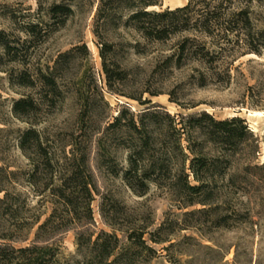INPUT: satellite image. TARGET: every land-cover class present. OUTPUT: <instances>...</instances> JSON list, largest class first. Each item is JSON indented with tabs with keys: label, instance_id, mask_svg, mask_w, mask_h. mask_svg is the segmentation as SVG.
<instances>
[{
	"label": "rangeland",
	"instance_id": "obj_1",
	"mask_svg": "<svg viewBox=\"0 0 264 264\" xmlns=\"http://www.w3.org/2000/svg\"><path fill=\"white\" fill-rule=\"evenodd\" d=\"M239 1L236 7L249 2L252 41L260 54L249 53L244 41L231 52L232 46L216 35L201 32L195 14L179 15L174 26L180 30L164 40L147 38L132 19L146 5H151L147 11L161 13L189 0H0V32L26 61L9 62L0 48V166L20 174L29 170L19 141L30 124L13 107L31 96L39 104L31 121L55 146L70 151L72 140L88 139L96 188L93 221L83 230L94 239L103 231L116 232L123 243L129 233L145 232L156 250L130 253L120 264H264V0ZM54 5L72 13L53 15ZM29 24L40 25V36L27 33ZM83 45L88 52L75 51L59 65L61 94L53 103L41 102L45 92L40 86L14 84L21 72L53 69L61 54ZM104 45L110 47L109 69L122 78L113 81V91L100 55ZM158 105L164 109L160 112L177 117L206 112L218 121H246L249 135L235 146L209 141L199 132L191 142L184 138L189 182L203 186L199 192L175 188L185 182L179 174L183 157L172 144L165 169L151 179L145 196L125 181L136 139L108 126L121 115L123 123L132 116L140 122L147 108ZM190 144L199 157L202 182L191 170ZM162 148L146 157L158 158ZM80 231L75 227L54 240L62 246L59 264H101L85 248L78 249Z\"/></svg>",
	"mask_w": 264,
	"mask_h": 264
},
{
	"label": "trees",
	"instance_id": "obj_2",
	"mask_svg": "<svg viewBox=\"0 0 264 264\" xmlns=\"http://www.w3.org/2000/svg\"><path fill=\"white\" fill-rule=\"evenodd\" d=\"M241 2L189 0L183 7L161 13L147 11L151 5H146L132 19L139 24L140 31L147 38L164 40L171 32L180 30L177 25L174 26L179 15L188 19L190 14H195L196 24L200 26L201 32L216 35L219 41L232 46L231 52H235L234 45L244 41L243 47L249 53L260 54L261 47L254 45L252 41L253 25L249 2L245 7H236ZM50 13L68 17L72 10L66 6L54 5ZM39 26L29 24L27 33L34 38L40 36ZM4 37V33L0 32V48L9 58V62L25 63L23 57L13 53L17 49L11 45L12 42L4 40ZM109 48L104 45L100 55L109 89L112 90L117 76L119 80L122 78L114 74L107 65ZM83 50L88 52L86 45L75 47L70 52L61 54L53 69L47 67L46 70L39 69L36 73L26 70L17 75L13 82L20 87L40 86L43 93L45 92L41 102L53 103L54 98L61 94L60 83L56 77L59 65L73 52ZM182 50L185 51V46ZM38 108L39 104L31 96L15 102L13 107L14 114L30 124L19 141V149L28 159L29 170L20 174L11 171L10 167L0 166V172L3 173L0 180V264H59L62 246L54 243V240L75 227L82 229L77 234L78 249L85 248L92 259L99 260L101 264H120L124 257L142 249L156 252L144 239L145 232L133 231L127 235V243H123L116 232L103 231L94 239V234L83 230L93 221L92 204L96 188L89 168L88 139L72 140L70 151L66 148L59 149L37 128V123L31 121V113ZM160 109H163L160 105L147 108L140 122H135L132 116L129 123H123L125 117L121 115L108 126V129H125L135 136L136 144L128 159L125 181L140 197L150 190L151 179L165 169V161L172 145L183 157L179 174L185 182L182 186L175 185V188L181 192L193 193L202 190L203 186H192L189 182L190 175L186 169L189 156L183 146L184 138L191 142L194 134L199 132L209 141H215L222 146H235L249 135L246 121L241 117L218 121L206 112L177 117L163 111L164 109L160 112ZM158 145L163 147L159 157L147 158L146 155L151 149L157 150ZM188 150L195 156L192 159V173L196 181L202 182L196 169L198 154L191 144ZM19 187L27 188L29 192L24 193Z\"/></svg>",
	"mask_w": 264,
	"mask_h": 264
}]
</instances>
